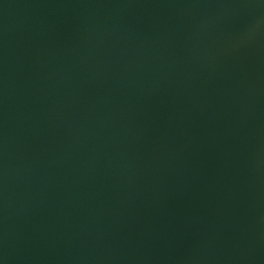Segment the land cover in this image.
<instances>
[{
	"label": "water",
	"instance_id": "1",
	"mask_svg": "<svg viewBox=\"0 0 264 264\" xmlns=\"http://www.w3.org/2000/svg\"><path fill=\"white\" fill-rule=\"evenodd\" d=\"M0 264H264V0H0Z\"/></svg>",
	"mask_w": 264,
	"mask_h": 264
}]
</instances>
